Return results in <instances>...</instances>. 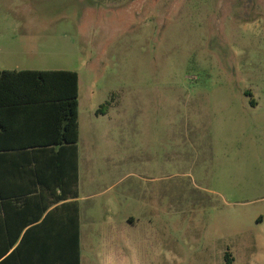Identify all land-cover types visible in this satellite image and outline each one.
<instances>
[{
	"label": "rangeland",
	"instance_id": "obj_1",
	"mask_svg": "<svg viewBox=\"0 0 264 264\" xmlns=\"http://www.w3.org/2000/svg\"><path fill=\"white\" fill-rule=\"evenodd\" d=\"M1 70L78 74L81 264H264V0H0Z\"/></svg>",
	"mask_w": 264,
	"mask_h": 264
},
{
	"label": "trees",
	"instance_id": "obj_2",
	"mask_svg": "<svg viewBox=\"0 0 264 264\" xmlns=\"http://www.w3.org/2000/svg\"><path fill=\"white\" fill-rule=\"evenodd\" d=\"M78 99L75 71H0V264H80Z\"/></svg>",
	"mask_w": 264,
	"mask_h": 264
},
{
	"label": "crops",
	"instance_id": "obj_3",
	"mask_svg": "<svg viewBox=\"0 0 264 264\" xmlns=\"http://www.w3.org/2000/svg\"><path fill=\"white\" fill-rule=\"evenodd\" d=\"M78 108H79V106H78ZM4 112H7V111H4ZM78 112H79V109H78ZM4 114H9V113H4ZM3 116H6V115H3ZM78 125H79V122H78ZM79 140V139H78ZM77 148H78V143H77ZM78 171H79V149H78ZM78 184H79V173H78ZM79 197V196H78ZM78 199V198H77ZM79 203V202H78ZM23 221H15V220H10L9 222H8V224H9V226L11 227L10 229H11V236H13L17 231H18V227L21 225V224H23L22 223ZM1 221H0V227H1ZM2 228H0V230H1ZM28 229V228H27ZM26 229H24L22 232H21V235H22V233L25 231ZM37 234H39V232L37 233ZM21 235L19 236V238L18 239H20V237H21ZM122 257V256H121ZM80 264H81V251H80Z\"/></svg>",
	"mask_w": 264,
	"mask_h": 264
}]
</instances>
